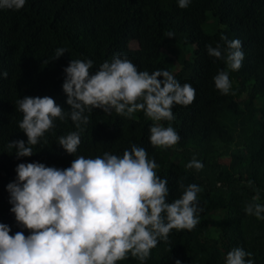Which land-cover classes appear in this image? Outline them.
I'll list each match as a JSON object with an SVG mask.
<instances>
[{
    "label": "trees",
    "instance_id": "16d2710c",
    "mask_svg": "<svg viewBox=\"0 0 264 264\" xmlns=\"http://www.w3.org/2000/svg\"><path fill=\"white\" fill-rule=\"evenodd\" d=\"M168 32L175 36L169 39ZM222 36L242 42L245 58L237 71L207 52V45L226 47ZM58 48L66 53L56 59ZM116 54L139 71L168 70L181 85L195 89L193 103L174 105L175 119L160 122L143 111L129 118L114 110L86 109L89 123L81 126L73 155L58 139L80 130L70 117L57 118L55 127L31 146L33 155L18 159L8 144H27L28 138L19 128L23 113L17 101L48 96L71 111L63 91L71 59L91 60L94 74ZM221 70L229 72L232 83L227 95L214 84ZM156 123L172 126L179 143L152 146L150 128ZM132 145L155 160L157 175L168 181V202L190 184L201 188L199 223L192 230H171L143 262L129 253L116 264H225L236 247L252 253L254 264H264V219L245 212L257 189L256 203L264 205V0H190L185 9L178 0H26L20 10L0 9V223L10 227L9 234H31L16 221L7 191L20 163L66 169L75 157L105 152L122 157ZM193 158L202 169L187 167Z\"/></svg>",
    "mask_w": 264,
    "mask_h": 264
},
{
    "label": "clouds",
    "instance_id": "9594fccd",
    "mask_svg": "<svg viewBox=\"0 0 264 264\" xmlns=\"http://www.w3.org/2000/svg\"><path fill=\"white\" fill-rule=\"evenodd\" d=\"M25 3L26 0H0V9L20 10ZM189 3L190 0H178L181 9ZM174 36V32L167 33L169 39ZM221 40L226 45L223 49L219 44L206 46L209 56L223 59L227 69L239 70L245 58L242 42L229 41L226 36ZM65 53V49L58 48L56 59ZM91 69V60L72 59L64 69L63 91L71 111H65L48 96H25L17 101L23 113L19 128L28 138L27 144L23 140L8 144L10 149H16L18 159L33 155L31 146L55 127L57 118L70 117L80 130L58 139V144L73 155L81 143V126L89 123L86 109L114 110L129 118L143 111L153 121H173V106H188L195 99V89L188 83L181 85L168 70L139 71L126 56L114 55L94 74ZM2 75L7 77L6 72ZM214 84L223 94H229V72L219 71ZM149 139L154 147H171L181 137L172 126L156 123L150 128ZM157 167L146 149L136 145L125 150L122 157L108 152L96 158L75 157L66 169L39 162L20 163L17 179L7 185V191L16 221L31 234L10 235V227L0 223V264H116L129 253L145 261L158 240L167 239L171 230H192L199 223L201 188L190 184L179 198L168 202V181L157 175ZM187 167L200 170L203 165L193 158ZM256 191L245 212L264 219V205L256 203ZM251 256L236 247L228 252L225 264H254Z\"/></svg>",
    "mask_w": 264,
    "mask_h": 264
},
{
    "label": "rangeland",
    "instance_id": "374dc122",
    "mask_svg": "<svg viewBox=\"0 0 264 264\" xmlns=\"http://www.w3.org/2000/svg\"><path fill=\"white\" fill-rule=\"evenodd\" d=\"M133 47H134L135 49H137V48H138V45H137V44H134ZM226 163L229 164V163H230V160H229V161H226Z\"/></svg>",
    "mask_w": 264,
    "mask_h": 264
}]
</instances>
